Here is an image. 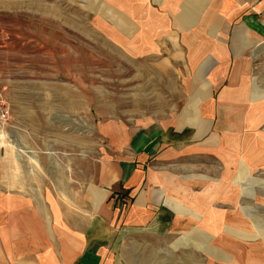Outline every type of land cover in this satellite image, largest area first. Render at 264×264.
<instances>
[{
    "label": "crops",
    "instance_id": "0c3cea01",
    "mask_svg": "<svg viewBox=\"0 0 264 264\" xmlns=\"http://www.w3.org/2000/svg\"><path fill=\"white\" fill-rule=\"evenodd\" d=\"M37 1L0 0V16L31 30ZM60 1L150 96L91 116L87 155L80 121L77 151L0 138V264H129L138 245L144 264H264V0Z\"/></svg>",
    "mask_w": 264,
    "mask_h": 264
},
{
    "label": "rangeland",
    "instance_id": "374dc122",
    "mask_svg": "<svg viewBox=\"0 0 264 264\" xmlns=\"http://www.w3.org/2000/svg\"><path fill=\"white\" fill-rule=\"evenodd\" d=\"M37 2L31 30L25 23L28 15L0 16V33L5 37L0 41V95L10 111L8 128L0 138L8 144L16 133L24 131L43 142L52 137L61 148L68 144L70 150L77 151L75 128L80 121L85 128L83 150L87 155L94 143L87 124L92 126L90 117L125 119L141 111V101L150 96L146 86L141 91L148 78L141 76L140 66L125 63L97 39L75 7H62L60 0ZM8 146L11 149V143ZM189 241L181 238V245ZM142 251V245L129 250L128 263L144 264L141 257L146 259L150 253ZM188 255L182 251L171 256L165 251L152 255V260L167 264L188 261ZM195 257L196 261L207 259L200 253Z\"/></svg>",
    "mask_w": 264,
    "mask_h": 264
},
{
    "label": "built area",
    "instance_id": "2783aa9c",
    "mask_svg": "<svg viewBox=\"0 0 264 264\" xmlns=\"http://www.w3.org/2000/svg\"><path fill=\"white\" fill-rule=\"evenodd\" d=\"M10 121V111L8 105L4 102L0 95V134L5 132Z\"/></svg>",
    "mask_w": 264,
    "mask_h": 264
},
{
    "label": "bare ground",
    "instance_id": "6f19581e",
    "mask_svg": "<svg viewBox=\"0 0 264 264\" xmlns=\"http://www.w3.org/2000/svg\"><path fill=\"white\" fill-rule=\"evenodd\" d=\"M17 140V139H16ZM16 140L14 141H12L11 142V149H12V151H16L17 153H21L23 150V148H20V146H18V143H16ZM19 160V159H18Z\"/></svg>",
    "mask_w": 264,
    "mask_h": 264
}]
</instances>
